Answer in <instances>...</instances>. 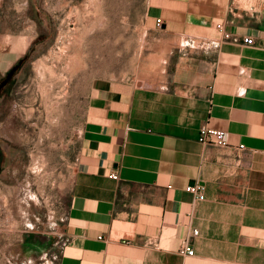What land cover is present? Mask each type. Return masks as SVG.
Returning a JSON list of instances; mask_svg holds the SVG:
<instances>
[{
	"label": "crops",
	"instance_id": "0c3cea01",
	"mask_svg": "<svg viewBox=\"0 0 264 264\" xmlns=\"http://www.w3.org/2000/svg\"><path fill=\"white\" fill-rule=\"evenodd\" d=\"M11 1L0 90L34 41L36 18ZM148 18L186 43L160 86L90 97L58 264H264V0H149ZM204 124L229 146L200 143ZM188 240L193 256L179 253Z\"/></svg>",
	"mask_w": 264,
	"mask_h": 264
},
{
	"label": "rangeland",
	"instance_id": "374dc122",
	"mask_svg": "<svg viewBox=\"0 0 264 264\" xmlns=\"http://www.w3.org/2000/svg\"><path fill=\"white\" fill-rule=\"evenodd\" d=\"M20 2L36 21L0 90V264H58L90 97L160 86L186 40L154 26L149 0Z\"/></svg>",
	"mask_w": 264,
	"mask_h": 264
},
{
	"label": "built area",
	"instance_id": "2783aa9c",
	"mask_svg": "<svg viewBox=\"0 0 264 264\" xmlns=\"http://www.w3.org/2000/svg\"><path fill=\"white\" fill-rule=\"evenodd\" d=\"M161 22L158 23L160 25ZM227 38H229V35H226ZM237 41V39H235ZM244 43L247 45H253L254 40L253 38H245ZM199 142L202 144H209V145H214L217 147L225 148L229 146V132L225 130H218L209 127L207 124H204L200 128V133H199ZM113 178H117L116 176H113ZM186 190L190 193H192L197 200L203 201L205 200V187L200 184V183H194L191 185H188ZM193 237L198 236V231L194 230ZM179 253L185 254L187 256H193L194 255V250L191 246L190 241H186L183 246L180 248Z\"/></svg>",
	"mask_w": 264,
	"mask_h": 264
}]
</instances>
